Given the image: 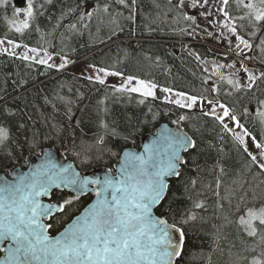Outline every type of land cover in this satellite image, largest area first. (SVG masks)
Returning a JSON list of instances; mask_svg holds the SVG:
<instances>
[{"label": "trees", "instance_id": "16d2710c", "mask_svg": "<svg viewBox=\"0 0 264 264\" xmlns=\"http://www.w3.org/2000/svg\"><path fill=\"white\" fill-rule=\"evenodd\" d=\"M183 1L202 6L207 0ZM256 1L257 10L264 8ZM249 3L228 0L224 8L236 35L252 45L239 58L210 51L202 42L210 34L187 14L180 0H125L124 4L34 0L33 17L20 32L16 31L19 17L9 1L0 5V39L66 58L71 66L89 64L204 103L223 104L251 134L249 138L260 142L264 140L260 115L264 113V21L254 19L252 9L246 7ZM88 7L94 11L86 17ZM236 59L260 73L250 88L244 86L242 76L208 73L201 65L206 61L227 65ZM70 65L52 69L0 53V128L8 132L0 144V175L8 177L14 167L25 169L27 158L46 148L61 151L80 173L97 168L112 172L123 151L139 149L142 137L154 134L161 125L181 124L196 146L184 156L179 177L169 183L156 210L157 217L185 233L176 264H264V225L254 222L257 234L249 236L240 223L249 209L264 208V170L220 121L202 111L119 92L76 76ZM66 199L72 204L48 222L53 225L52 236L92 198L76 199L65 192L51 196V202L58 204ZM197 203L202 207H195ZM193 214L195 219H188Z\"/></svg>", "mask_w": 264, "mask_h": 264}, {"label": "snow or ice", "instance_id": "6c2138e0", "mask_svg": "<svg viewBox=\"0 0 264 264\" xmlns=\"http://www.w3.org/2000/svg\"><path fill=\"white\" fill-rule=\"evenodd\" d=\"M6 2L7 0H0V5ZM124 2L125 0H118L120 4ZM223 2L227 5L228 0ZM260 4L264 5V0H260ZM180 5H183V0H180ZM33 7V0H27L26 9L17 7L14 13L19 15L23 11L26 17L31 18ZM246 7L252 9L257 22L264 21V8L257 10L251 3ZM88 15L91 16V13ZM28 26V21L25 20L16 31L20 32L21 28ZM230 30L235 34V28ZM252 35L255 36L256 33L253 32ZM237 40V47L242 44L245 48H252L242 37L237 36ZM261 44L264 45V38L261 39ZM29 51L35 53L37 50L33 48ZM22 59H29L27 53ZM38 62L47 64L46 59ZM65 64L66 62L61 63L59 67L63 68ZM105 75L118 73L105 72ZM247 78L253 83L256 80L252 74ZM97 80L101 84L104 83L100 77H97ZM132 81L133 77H127L124 84L116 90L140 93L145 97L154 96L155 84L136 80V85L131 86ZM228 82L237 88L240 87L238 81L229 79ZM248 87L250 88L251 84ZM163 91L169 92L171 89L165 88ZM175 95L179 98L174 103L179 107L190 109L197 103L194 96H185L181 92ZM208 103L213 104V101ZM219 106L223 109L222 115L216 114L215 106L204 114L212 115L220 121L225 132H232L234 141L242 147L254 164H259L260 169L264 170V163L257 160V155L264 160V140L257 142L254 136L251 137L255 149L258 150L257 154H253L245 139L251 134L228 108L223 104ZM260 115L264 116V113ZM226 117L235 123L236 128L242 130V134L233 132L228 124L224 123ZM180 119L185 117L181 116ZM7 138V130L0 128V144ZM164 141L162 149L146 148V157L125 153L119 178L106 177L99 189L94 188L97 197L95 203L56 236L50 235L49 229L53 225L47 221L54 213L63 212L65 205L72 204V199L54 205L41 203L40 197L48 194L51 188L63 185L71 186L77 193L75 198L79 199V195L88 190L89 184H100V181H80L75 178L77 174H69L70 166L57 167L49 159L46 164L27 175H18L14 182H0V252L3 253L0 264H175L184 246L185 233L174 224L170 225L166 220L155 217L153 208L165 197L168 188L166 177L179 175V165L185 163L181 152L196 145L190 137L179 132H169L164 136ZM195 207L200 208L202 205L197 203ZM247 216V220L242 216L240 223L246 225L249 236H255L257 229L253 226V221L258 220L260 225H264V208L258 212L249 209ZM188 219L194 220L195 215L189 216ZM184 222L187 223V220ZM254 264L260 262L255 261Z\"/></svg>", "mask_w": 264, "mask_h": 264}, {"label": "rangeland", "instance_id": "374dc122", "mask_svg": "<svg viewBox=\"0 0 264 264\" xmlns=\"http://www.w3.org/2000/svg\"><path fill=\"white\" fill-rule=\"evenodd\" d=\"M9 1L13 4L14 0H7V2ZM257 2L258 1L256 0H251V4L253 3L256 9L258 6H255V3ZM181 6L185 9L188 15L195 18L199 26L206 29V31L210 34L209 39L202 41L204 42L205 45H207L210 51L222 57L234 55L239 58L247 54V48H245L244 45L241 44L239 47H237V44L239 43V41L237 40L236 33L234 34L230 30L233 28V23L230 22V19H228L227 15L224 12L225 4L223 0H207L202 6H197V4H192L189 2L183 1V5ZM26 7H27V0H26L25 5L21 9H26ZM93 11H94L93 7L86 8L85 10L86 17L89 16L88 15L89 13L92 14ZM18 17H19V23L17 27H20L22 25V22H24L25 20L29 21L28 20L29 17H26L23 11L18 15ZM197 39L200 41L202 40V38H197ZM0 41H3V43H0V53H4V54H7L10 56L19 58V59H22L23 55L27 53L29 59L28 60L23 59V60L40 64L38 62L39 60L46 59L47 64H43V65L47 67L48 65H54V67H51L52 69H64L66 67H69L70 65V61L68 59L60 57L58 55L47 53V52H42L39 50L33 53L29 51V49H33V48L23 46L21 44H16L13 42L10 44L9 41L2 40V39H0ZM15 45H20V46L15 47ZM65 62H66L65 67L60 68L59 65ZM201 65L204 68V70L208 73L216 74L220 72L223 74H231V75H236L239 77L242 76L243 84L245 87H248L250 84L252 85L253 83L249 81L247 78L249 74L254 75L256 78L260 76V73L256 69L250 68V66L244 65L243 62L237 59L233 60L230 64H227V65L222 64L220 62H216V61L201 62ZM71 67H72L71 69L72 73L74 75L81 76L86 79L98 82V83L99 81L97 80V77H100L101 79L104 80V83L102 85L110 86V87H113L114 89L120 88L124 84L127 78L126 76H123L120 74L105 75V72H108V73H113V72L104 70V69H103L104 71H99L101 68H98V67H95L89 64H73ZM245 68L247 69V71H245ZM135 85H136V79H133L131 86H135ZM163 89L165 88L156 86L154 89V96H149V97L142 96L140 93H133V94H137L144 98H153L160 102L176 105L174 101L179 98L175 95V93L177 92L172 91V90L169 92H165L163 91ZM128 93H131V92H128ZM184 102L188 103V101H184ZM213 106H215L216 108L217 115L223 114V109H221L220 106L204 103L200 99H197V103L192 108H190V110H194V111L198 110V111H202L206 113V112H209ZM184 108H187V107H184ZM224 123L228 124V127L232 129L233 132L242 134V130L240 128H236L235 123L231 121L229 117L225 118ZM230 133L232 134V132ZM245 139L248 143L249 150L252 151L253 154H257L258 150L255 149L253 141L249 137H245ZM257 160L259 163H264V160H261L259 155H257ZM245 218L248 219L247 214L245 215L244 219ZM256 221H253V226H254V222ZM242 227L246 231L245 225H242Z\"/></svg>", "mask_w": 264, "mask_h": 264}, {"label": "water", "instance_id": "95a60500", "mask_svg": "<svg viewBox=\"0 0 264 264\" xmlns=\"http://www.w3.org/2000/svg\"><path fill=\"white\" fill-rule=\"evenodd\" d=\"M24 4H25V0H15L14 1V5L16 7H19V8H23ZM169 132H172V133L179 132L180 134L187 135L188 137H190L186 133V131L184 130V128L182 127L181 124H178V125L172 126V127H170L168 125H165V124L161 125L159 128L156 129L154 134H152V135L149 134V135H146V136L141 138L140 146H139L138 150H136V149H127V150L123 151L122 154L120 155L118 163L114 167V172L113 173H110L109 169H106V168H97V169L89 171L87 173H80L77 170V168L74 166V164L71 163L70 161H68L66 156L61 151H57V150L51 149V148H46V149L42 150L39 155H31V156H29L27 158V161H26L27 165H26L25 169H20L18 167H14L10 171L8 177L5 176V175H0V182H3L4 180H7L9 182H14V178L17 177L18 175H27L31 171L39 168L41 165L46 164L49 159L52 161V163L57 165V167H61V166L69 167L70 166V173L69 174H71V173L77 174V176L75 177L76 179H78L80 181H82L84 179L100 181V184H96V185L89 184L87 186L88 190L79 195V199L85 198L87 196H91L92 197V199L89 202V204L78 215V216H80L93 203H95L97 197L95 195V192L93 191L94 188L95 189H99L100 186L103 184V181H104V179L106 177L115 178V179L119 178V170H120L121 165L124 163L125 153H135L136 155H144L146 157L148 155V153L145 152L146 148H161L162 149V147H163V145L165 143L164 136H166ZM192 149L193 148H189L187 151H182L181 152V156L183 157L184 161H185L184 156L187 153H189ZM184 164L185 163H182V164L179 165V172H180L181 167ZM178 177H179V175L178 176H168V177H166V183H167L168 187H169V183L171 181H173V180H176ZM57 192L58 193L65 192V193H69V194H71V195H73L75 197L77 196V193L73 191V188L71 186L65 187V186L61 185L59 188H57V187L51 188L50 191L48 192V194L40 197L41 203H43V204H54V205L58 204V203H55V202H51V196L53 195V193H57ZM167 192H168V188H167V191H166L164 199L161 201L160 204H158L157 206H155L153 208V214H154L155 217H157L156 210L161 206L162 202L165 200ZM61 213L62 212L54 213L53 217L58 215V214H61ZM157 218H159V217H157ZM160 219H162V218H160ZM48 221H50V220H48ZM48 221H47V223H48ZM72 221L70 223H72ZM64 229L62 231H60L59 233L63 232ZM59 233H57L56 235H58ZM182 252H183V248H182V251H181V255H182ZM181 255L176 258L175 264L179 260ZM2 257H3V253L0 252V258H2Z\"/></svg>", "mask_w": 264, "mask_h": 264}]
</instances>
